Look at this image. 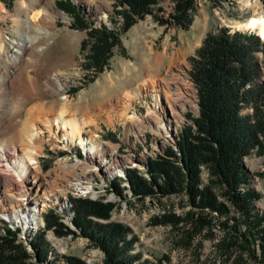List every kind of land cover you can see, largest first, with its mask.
Here are the masks:
<instances>
[{"label":"rangeland","instance_id":"obj_1","mask_svg":"<svg viewBox=\"0 0 264 264\" xmlns=\"http://www.w3.org/2000/svg\"><path fill=\"white\" fill-rule=\"evenodd\" d=\"M58 1L0 0L3 50L0 51V145L9 147L10 138L22 127H27V134L35 126H40L42 132L30 146L39 152L38 168L46 179L39 201L46 207L41 206L38 229L34 233L14 238V243L29 254L26 264H68L66 258H76L85 264H104L100 249L71 222L74 218L71 200L77 198L113 205L107 220H93L101 224L120 223L128 228L127 238H135L131 253L139 255L134 264H158L164 256L169 258V264H197L196 259L202 264H226L213 248L223 235L218 226L213 228V240L204 239L197 253L178 245L183 237L181 229L161 223L168 212L183 215L190 209L185 192L139 198L131 190L126 170H135L138 176L150 179L149 160L163 155L168 147L177 151L180 132L191 126V119L198 115V98L188 74V58L194 55L207 34L221 27L255 33L240 25L250 17L264 16V0H191L192 9L188 11L191 22L187 28L180 27L173 19L179 0H160L151 6L152 14L137 18L126 30H122L123 18L119 14L122 7L117 0H92L101 2L98 8L91 0H68L78 8L82 21L89 27L104 25L116 34V43L100 72L91 65L86 66L95 37L88 34V29L77 28L74 15L56 7ZM36 8L43 14L37 22L29 24L30 35L35 34L36 27L50 34L39 38L34 47H26L19 59L11 60L6 55L16 47L13 42L25 29L27 15L30 17ZM256 56L261 72L257 82H260L264 81V54L258 52ZM167 74H172L173 79L168 80ZM61 87L69 94L64 99ZM168 94L175 100L167 99ZM59 111L65 113V118L81 119L82 131L76 135L77 143L64 146L63 135L54 125L50 131L41 126L45 118L54 119ZM151 111L171 121L166 135L154 133L149 127L154 122L148 115ZM128 114L146 122L142 125L132 122L127 119ZM78 137L97 148V157L93 160L88 157L90 154L84 152ZM61 159H66L65 164H76V168L62 172ZM241 164L248 176L241 190L249 187L259 194L252 207L264 214V152L258 155L252 149L242 157ZM82 166L87 170L89 189L77 193L69 185L83 171ZM199 179L201 186L211 179L208 165L199 166ZM113 181L118 185L119 194L112 187ZM215 191L218 199L228 206V216H235L218 187ZM49 211L74 235H57L56 226L50 229L42 226L43 215ZM225 219V216L218 217V223ZM3 228L0 222V230ZM38 234H42V247L46 248L45 261L39 260L40 250H34L31 245ZM199 240L200 237H195L192 244Z\"/></svg>","mask_w":264,"mask_h":264},{"label":"trees","instance_id":"obj_2","mask_svg":"<svg viewBox=\"0 0 264 264\" xmlns=\"http://www.w3.org/2000/svg\"><path fill=\"white\" fill-rule=\"evenodd\" d=\"M159 1L117 0L122 7L119 12L123 18L122 30L128 29L137 18L152 14L151 6ZM56 7L74 15L79 26L74 27L88 29V34L95 37L86 66L91 65L100 72L116 43L115 32L104 25L89 27L82 21L78 8L68 0H59ZM191 7V0L176 3L173 19L180 27L187 28L191 22L188 12ZM258 52L264 54V41L255 33L221 27L207 34L194 55L188 58V74L198 98V115L191 119V126L180 132L177 151L168 147L163 155L149 160L150 179L138 176L135 170H126L131 190L139 198L185 192L190 209L183 215L168 212L161 223L181 229L183 237L178 245L197 253L204 239L213 240V228L218 226L223 235L213 248L226 264H264V214L252 207L259 194L249 187L241 190L248 179L242 157L252 149L258 155L264 152V81L257 82L261 75ZM204 164L209 166L211 179L201 186L199 166ZM112 187L119 194L115 181ZM215 187L232 206L235 216H228V206L218 199ZM71 204L74 211L71 222L100 249L104 264H134L139 255L131 253L135 238H127L128 228L120 223L101 224L93 220H107L113 208L111 203L77 198ZM220 216L226 219L218 223ZM57 219L52 211L44 214L45 228L56 226L53 230L57 235H74ZM182 224L186 227H181ZM195 237L200 240L192 244ZM14 238L9 230L0 234V264L27 263L29 254L14 243ZM42 244V234L31 243L34 250H40L39 260L45 261L47 252ZM66 260L68 264H85L76 258ZM162 261L169 264L167 256L158 264Z\"/></svg>","mask_w":264,"mask_h":264},{"label":"bare ground","instance_id":"obj_3","mask_svg":"<svg viewBox=\"0 0 264 264\" xmlns=\"http://www.w3.org/2000/svg\"><path fill=\"white\" fill-rule=\"evenodd\" d=\"M23 2H21V4ZM99 3H101V2H99V1L95 2V1L91 0V4H93L96 8L99 7ZM24 4L25 3H23V5ZM24 7H22V8H24ZM35 10L36 11L33 12L30 17H28V15H27L28 18L26 17L25 26H24L25 29H23V32H21L20 37L16 41L13 42L16 45V47L14 49H12L11 54H7L6 55V57L10 58L11 60L12 59H15V60L19 59L21 57L22 53H23V50L26 47H34V45L36 43H38L39 38H41L42 36L44 37V36L50 34V32L48 30H46V29H44L42 27H36V28H33V30L35 31V34L33 36L30 35L29 30L32 27L29 24H31L32 22H37L40 19V17H42V14H43L40 9L36 8ZM63 17L66 19L65 15ZM240 27H242L244 29L255 31V33L262 40H264V16L250 17L247 21L242 23L240 25ZM1 50H2V43H0V51ZM39 50H40V48L37 49V51H39ZM171 75L172 74H167L168 80L173 79V77H171ZM0 78H1V76H0ZM55 82L58 83V85H61V83L59 82L58 79H55ZM136 93H139V91H137ZM125 96L129 97V94L126 93ZM166 97H167V99L169 98V99H172L173 101L175 100V98H171V95H169V94ZM155 108L158 109V107H155ZM60 111H59L58 114H56L54 116V119L45 118L44 122H43V125L41 124V126L43 127V129H46V130L50 131V130H52V126L55 124V126H56L55 128L58 131H60L62 133V135H63V137H61L63 145L65 146V144L66 145L67 144H71V143L73 144V142L75 143L76 140H77L76 135H78V134L80 135V133L82 131L81 119H77V118H74V117L65 118V113H63V111L62 112H60ZM148 115L152 116L154 118V122L152 123V125H149L151 130H153L154 133L155 132L156 133L162 132V133H164V135H166L168 133L171 121H168L167 117L165 119L164 118L165 115H163V114L155 115L154 111L149 112ZM127 119H129L132 122H141V117H138V116H135V115H129L127 117ZM52 121H53V124H52ZM162 121H164V123ZM144 122H146V121L144 120ZM144 122H141V125ZM176 122H178V120ZM26 128L27 127H22V128H20L19 131H17V133L14 136L12 135L13 137L10 138L11 140L9 139L10 140V144H9V147H7V148L8 149L16 148V146H18L21 149V152H23V153L25 152V154L28 156L29 155L28 151L30 149H32L31 146L34 143V140H35L34 138L37 137L38 134H39V138H40V134H42V132L40 131L41 130L40 126L39 127L35 126L33 128V130L31 131V133L27 134V129ZM138 132H140V130ZM15 143L25 144L28 147H25V148L23 147L22 148L20 145H15ZM78 143H81L80 145H81V147H82V149L84 150L85 153H89L90 154L88 157L91 160H93L99 154L98 151H96L97 148H95V146L92 143L86 142L85 140L82 141L80 137H78ZM61 160H63V159H61ZM30 162H31V158H30ZM64 162H66V159L63 160V167H62L63 170H62V172H64L65 170H68V169H74V167L76 168V164L75 165L69 164V162L67 164H65ZM9 166H10V163L7 162V161H6L5 164H1L0 165V173L7 172L10 169ZM15 167H17L18 170H19V173H17V171L14 169V172L17 173V179L19 181H22L21 176L19 174L23 173L25 170H26V172L29 171L30 167L28 166L27 168H25L23 166V164H20V163H16ZM15 167H13V168H15ZM82 169H83V171L80 172L78 175H76V177H75V174L72 175L75 178L72 179V182L69 185L77 193H83V192H86L89 189V186H87L88 182H86L87 181V176H86L87 175V173H86L87 170L84 171L85 168H83V166H82ZM10 195H13V193H10ZM11 197L12 196H10V198ZM15 200H18V198H15ZM14 205L15 204H12V207H14ZM14 209L15 208H13V211H14ZM15 218L19 219V220H24L23 216H20L18 214H15Z\"/></svg>","mask_w":264,"mask_h":264},{"label":"built area","instance_id":"obj_4","mask_svg":"<svg viewBox=\"0 0 264 264\" xmlns=\"http://www.w3.org/2000/svg\"><path fill=\"white\" fill-rule=\"evenodd\" d=\"M60 94L63 99L69 95L63 87L60 88ZM28 152L29 155L27 156L25 152H21L18 148L8 149L0 145V165L5 164L6 161L10 163V169L5 173H0V222L5 228L0 230V234L4 235L5 231L9 230L15 235L16 239L25 238L26 235L29 236L38 229L37 222L40 218L41 206L42 208L46 207L39 201V193L43 191L42 187L46 180L38 168L37 155L39 152L34 149H30ZM16 163L23 164L25 168L30 167L29 171L26 172L25 170L19 174L22 181L17 179L19 170L15 167ZM14 169L17 173L14 172ZM10 193H13V195H10ZM10 196L12 197L10 198ZM15 198H18V200H15ZM12 204H15L14 207H12ZM13 208H15L14 211ZM15 214L23 216L24 220L16 219Z\"/></svg>","mask_w":264,"mask_h":264}]
</instances>
